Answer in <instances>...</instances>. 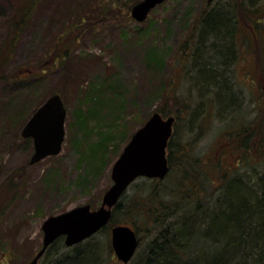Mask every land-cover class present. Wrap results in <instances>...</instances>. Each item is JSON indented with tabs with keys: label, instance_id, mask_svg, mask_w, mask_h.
I'll return each mask as SVG.
<instances>
[{
	"label": "rangeland",
	"instance_id": "rangeland-1",
	"mask_svg": "<svg viewBox=\"0 0 264 264\" xmlns=\"http://www.w3.org/2000/svg\"><path fill=\"white\" fill-rule=\"evenodd\" d=\"M107 1L40 0L5 69L21 77L0 80V264H28L43 243L42 225L48 216L84 204L98 208L113 184V164L158 106L165 105L169 115L178 117L179 139L175 141L188 145L193 160L188 166L191 171L174 167L164 179L154 180L161 193L157 198L164 205L173 203L162 195L178 187L183 176L187 185L185 182L180 188L193 196L188 202L190 210L198 203L212 208L225 195L229 182L251 190L254 200H261L264 0H166L143 22L132 17L133 6H129L135 0H123L122 5L110 8H106ZM230 1L237 7L238 32L233 50L221 46H225L222 60L219 51L213 57L218 43L209 38L203 44L197 42L196 25L205 8ZM16 2L0 0V49L8 36V20L15 16ZM73 23L77 29L66 34ZM196 43L200 48L194 54ZM66 48L71 51L68 57L64 56ZM214 79L220 81V89L210 85ZM162 83L170 88V97L156 96ZM55 93L62 96L67 108L62 151L31 164L34 143L22 136V130L34 108ZM99 96L117 105L123 96L121 115L103 105ZM95 108L100 117L90 115ZM87 114L89 134L80 124V115ZM113 121L122 126V134L109 145L103 168L93 170L88 147L102 132L110 131ZM179 157L180 153L175 156ZM203 168L209 176L201 173ZM14 179L20 183L15 184ZM145 179L138 178L125 192L128 203L140 202L138 206L144 210L153 204L146 196L149 185ZM137 216L128 219L138 230L141 244L135 257L140 258L156 234L150 235V226ZM198 247L204 259L210 249L217 250L203 240ZM103 256L106 264L121 262L116 255L113 261L107 253Z\"/></svg>",
	"mask_w": 264,
	"mask_h": 264
},
{
	"label": "trees",
	"instance_id": "trees-1",
	"mask_svg": "<svg viewBox=\"0 0 264 264\" xmlns=\"http://www.w3.org/2000/svg\"><path fill=\"white\" fill-rule=\"evenodd\" d=\"M122 1L108 0L106 8L115 6L117 3L118 5H122ZM240 1L242 0H236L237 3ZM39 2L40 0H17L15 16L13 19L8 20V36L0 49V80L15 81L20 79L21 75L18 76L17 74L14 76L12 74L13 77H11L12 75L8 74L5 69L12 60L11 56L16 44L21 38L23 30L30 22ZM137 2L139 0H135L129 7H132ZM81 18L80 21H83V17ZM236 23L237 7L235 4H232V1L225 3V5L209 6L198 17L196 25L197 42L203 44L204 38H209V40L218 43L214 51L216 54L213 57L218 56L217 52L219 51V57H222L223 60V50H225L223 48L226 46L228 51L234 49L232 44L233 38L234 34L236 36L238 32L237 28H235ZM75 29H77V23H73L66 34ZM191 38L192 41L190 43L193 44L195 42L194 31L191 34ZM196 45L197 49H194V54L200 48L199 44L196 43ZM223 45L225 46L222 48L221 46ZM70 53L71 51L68 48L64 50L65 57H68ZM159 59V62L163 63V58ZM207 68L210 67L207 66ZM210 82L212 83L210 84L211 86L220 87V81L214 79ZM210 82H208V86ZM156 91L158 93L156 96H171V90L170 88L168 89V85L166 84L162 83L160 89ZM122 100L123 96H120V104L117 105L113 102L104 101L99 96V101L103 105L109 106L110 110L116 112L118 116L121 115V111L124 108ZM35 109L36 107L33 112ZM156 111L160 112L163 116H169V110H167L165 105L158 106ZM90 115L94 117L101 116L96 111V108L90 112ZM87 118L88 114L80 115L81 128L85 134H89ZM111 126L110 131L102 132L100 139L97 142L91 143L88 147L87 159L93 170L99 171L103 168L107 160L109 145L119 134H122L119 133L122 126H118L115 121H113ZM178 133L179 131L175 129V133L168 145L170 170L172 171L174 167H177L178 169H188L191 171V168L188 167L193 162V160L190 161L192 158L189 150L191 149H187L188 145L185 143L178 140L177 142L175 141L176 138L179 139L177 137ZM77 144H79V141ZM179 153L180 157L178 159L175 158ZM201 173L209 176L207 169L203 168ZM148 179L150 178L144 180L149 185L146 196H150V200L153 202L148 208L145 210L140 209V206H138L140 202H136V204L128 203V197L126 198L125 193L115 206L107 226L89 239L71 247L65 244L64 237L57 239L47 249L40 260V264L46 261H48V264H106L104 262L105 257L103 256L105 253L113 261L115 254L110 240L111 229L113 226L119 224H127L138 231L133 220L128 219H138L139 216L137 214L150 226L148 228V232L152 230L151 233L149 232L150 235L154 236L156 234V236L149 243L147 253L143 256L141 255L142 257L140 258H133L128 262L129 264H264V191H262L261 200L258 195L259 200L257 198L254 200L255 196L250 192L251 190L244 189L242 185L237 187L238 183L229 182L224 190L225 195L222 199L214 201L212 208L209 206L202 207L198 203L195 209L190 210L188 202L193 200L191 199L193 196L192 194L189 195L184 187L180 188L185 182L187 185L186 176L181 178L178 187H171L168 193L162 195L169 196V200L173 203L168 204V206L162 203V199L157 198L161 193H159L153 184L156 179ZM14 182L18 185L20 180L14 179ZM157 199L159 202L155 204L154 201ZM4 211L5 206L2 207L1 214H4ZM202 240L203 242L209 241L217 248L216 252L210 249L205 259L202 258L201 248L198 247V242H202ZM117 264L127 263L118 262Z\"/></svg>",
	"mask_w": 264,
	"mask_h": 264
},
{
	"label": "water",
	"instance_id": "water-1",
	"mask_svg": "<svg viewBox=\"0 0 264 264\" xmlns=\"http://www.w3.org/2000/svg\"><path fill=\"white\" fill-rule=\"evenodd\" d=\"M165 1L141 0L133 5L132 17L143 22L157 5ZM66 118L67 108L58 93L48 97L34 111L22 130L24 138H32L34 141L31 164L62 151L66 136ZM175 121L174 115L164 117L160 112H154L134 132L113 164V184L105 191L101 206L92 209L90 204H84L48 216L42 225V247L28 264H39L50 245L60 237H64L65 244L71 247L107 226L113 208L139 177L164 179L170 171L167 148L174 133ZM111 242L118 259L128 263L134 257L140 241L133 227L119 224L111 230Z\"/></svg>",
	"mask_w": 264,
	"mask_h": 264
},
{
	"label": "flooded vegetation",
	"instance_id": "flooded-vegetation-1",
	"mask_svg": "<svg viewBox=\"0 0 264 264\" xmlns=\"http://www.w3.org/2000/svg\"><path fill=\"white\" fill-rule=\"evenodd\" d=\"M177 123V119H176V122H175V124ZM174 127H175V125H174Z\"/></svg>",
	"mask_w": 264,
	"mask_h": 264
}]
</instances>
